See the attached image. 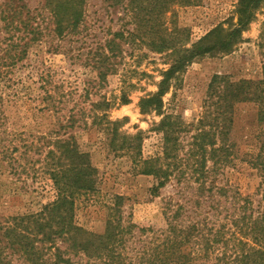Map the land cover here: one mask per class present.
Listing matches in <instances>:
<instances>
[{
    "label": "rangeland",
    "instance_id": "374dc122",
    "mask_svg": "<svg viewBox=\"0 0 264 264\" xmlns=\"http://www.w3.org/2000/svg\"><path fill=\"white\" fill-rule=\"evenodd\" d=\"M238 1L175 0L159 14L155 32L168 36L178 52L152 50L145 34L146 41L139 36L119 40L122 52L109 60L111 69L103 78L100 71L104 65L96 54L103 50L106 39L119 29L137 34L147 31L129 7L124 9L122 4L126 6L128 0L122 4L86 0V30L67 38L54 30L47 0H0V248L4 253L12 251L5 230L13 218L37 213L57 196L50 175L53 159L48 152L56 149L59 138L75 140L97 171L98 189L80 195L75 203V220L88 230H105L109 206L117 194L125 197L121 205L125 218L155 230L167 226L166 209L176 207L179 201L192 206L194 191L186 181L172 179L156 188L157 179L138 172L132 155L110 145L109 121H120L118 131L123 135L143 131V157L160 154L163 135L154 126L162 115L142 113L140 98L158 90L163 71L184 56L186 49L203 41L222 40L234 30ZM234 40L231 50L197 55L169 79L163 113L181 116L187 123L190 132L181 135L185 143L200 118L205 117L208 123L215 114L216 95L210 99L209 90L215 75L235 82L257 83L264 78V5ZM125 98L129 102L123 103ZM260 108L254 100L234 103L232 159L224 166L208 163V181L214 180V197L222 202L209 226L225 224L227 237V229L234 226L231 215L242 225L244 214L251 217L264 211V165H260L264 163V121L260 120ZM222 187L226 188L223 194ZM203 204L210 206L208 201ZM205 207L196 212V219L204 220L205 210H209ZM229 244L228 250L232 241ZM221 250L211 251L210 261L197 264H224L216 262ZM12 260L30 264L20 254H12Z\"/></svg>",
    "mask_w": 264,
    "mask_h": 264
},
{
    "label": "trees",
    "instance_id": "16d2710c",
    "mask_svg": "<svg viewBox=\"0 0 264 264\" xmlns=\"http://www.w3.org/2000/svg\"><path fill=\"white\" fill-rule=\"evenodd\" d=\"M123 1L117 0L120 4ZM172 2L175 0H128L126 6L122 4L124 9L129 7L147 31L137 34L119 29L112 34V38L106 39L103 50L96 54V59L104 65L100 71L103 78L111 69L109 60L122 52L119 40L126 42L139 36L146 41L145 34L150 37L148 45L152 50L160 53L171 50L170 54L178 52L177 44H171L168 36L155 32L159 28V14ZM47 3L54 15V30L60 37H73L86 30V0H47ZM263 5L264 0H239L236 6L238 21L234 30L222 40L203 41L192 49H186L184 56L175 59L170 68L163 71L158 90L140 98L142 113L162 115L154 126V130L163 135L160 154L143 157V131L123 135L118 131L120 121H109L110 145L132 155L138 172L157 179L156 188L165 186L172 179L186 181V186L193 189L195 196L191 207L187 202L179 201L174 204L176 207L166 209L167 226L155 230L140 227L130 218H125L121 206L125 197L117 194L109 206L105 230H88L75 220V203L80 195L98 189L97 171L88 153L80 150L75 140L59 138L55 140L56 149L48 152L53 159L50 175L57 188V196L39 212L13 218L12 224L5 230L7 246L12 251L7 254L0 248V264H15L12 254H20L30 264H197L210 261L211 251L217 249L218 252L222 249V252L217 254L216 262L264 264V211L251 217L244 214L242 225L240 219L231 215L230 222L234 226L227 229L230 231L227 237L225 224L209 226L215 211L221 209L222 202L214 197V180L208 181V163L213 161L214 165H227L234 154L235 145L230 140L234 103L244 100L258 102L261 106L260 120L264 121V88L261 86L264 78L257 83L249 80L235 82L215 75L209 86L210 99H213V94L216 95L213 101L217 107L215 114H211L212 119L208 123L205 117L200 118L186 143L181 135L190 132L187 123L181 116L163 113V95L174 72L197 55L216 49L231 50L234 37L249 26ZM127 102L129 100L125 98L123 103ZM261 163L263 161L260 165H264ZM224 189L220 188L222 194ZM204 201L209 202L208 208ZM204 207L210 211L205 210L204 220L196 219V212H201ZM246 218L249 219L245 221ZM238 234L241 236L237 237ZM230 241L233 244L228 250ZM75 257L81 260H74ZM83 257L86 260H82Z\"/></svg>",
    "mask_w": 264,
    "mask_h": 264
}]
</instances>
